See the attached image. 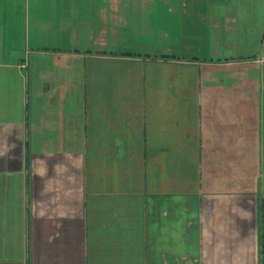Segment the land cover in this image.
<instances>
[{
	"label": "crops",
	"instance_id": "crops-1",
	"mask_svg": "<svg viewBox=\"0 0 264 264\" xmlns=\"http://www.w3.org/2000/svg\"><path fill=\"white\" fill-rule=\"evenodd\" d=\"M0 264H264V0H0Z\"/></svg>",
	"mask_w": 264,
	"mask_h": 264
},
{
	"label": "rangeland",
	"instance_id": "rangeland-1",
	"mask_svg": "<svg viewBox=\"0 0 264 264\" xmlns=\"http://www.w3.org/2000/svg\"><path fill=\"white\" fill-rule=\"evenodd\" d=\"M54 44H55L54 38L49 35V37H48V45L50 46V45H54Z\"/></svg>",
	"mask_w": 264,
	"mask_h": 264
}]
</instances>
